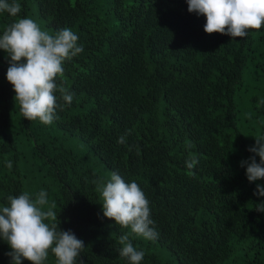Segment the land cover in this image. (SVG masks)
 Returning <instances> with one entry per match:
<instances>
[{"label": "trees", "instance_id": "obj_1", "mask_svg": "<svg viewBox=\"0 0 264 264\" xmlns=\"http://www.w3.org/2000/svg\"><path fill=\"white\" fill-rule=\"evenodd\" d=\"M15 2L17 17L0 12V36L31 18L50 35L71 29L84 50L63 62L56 81L74 98L50 125L22 116L0 50V209L45 191L44 210L54 202L55 222L84 241L83 264H129L124 234L141 264H264V213L254 208L264 197L253 194L264 180L249 183L241 167L264 138V25L243 38L208 35L186 0ZM112 173L144 192L155 240L103 217L93 181ZM9 251L0 240V264ZM43 264H57L51 250Z\"/></svg>", "mask_w": 264, "mask_h": 264}, {"label": "clouds", "instance_id": "obj_2", "mask_svg": "<svg viewBox=\"0 0 264 264\" xmlns=\"http://www.w3.org/2000/svg\"><path fill=\"white\" fill-rule=\"evenodd\" d=\"M186 3L189 13L206 18L204 32L208 35L218 33L243 38L249 29L259 30L264 25V0H186ZM0 12L17 17L21 5L15 0H0ZM78 39V35L67 27L50 35L31 18L15 20L0 36V50L6 54L9 63L6 79L12 85L14 101L19 102L24 119L50 125L58 108L63 110L71 105L74 93L62 83L58 84L56 78L64 73L63 62L71 61L83 52V46L77 44ZM57 92L59 97L55 95ZM254 139L255 146L248 149L253 155L241 162L249 183L264 180V138ZM117 143L125 144L126 137L121 136ZM256 157H259V163ZM5 164L8 169L13 167L11 161ZM197 164L195 156L186 161L190 170ZM93 183L98 184L104 218L123 229L130 228L131 234L146 240L158 237L149 201L134 180L127 183L119 174L112 173L106 184ZM253 194L264 197V185L257 183ZM46 197L47 193L41 190L34 201L27 193L7 198L9 205L0 209V240L10 248L5 255L10 258V264H23V261L43 264L51 250L57 264H83L78 257L85 248L84 241L71 230H62L60 222H55L58 216L52 210L56 207L54 202L44 210L48 204ZM254 208L264 213V202ZM119 244L122 245L120 257L126 258L129 264H141L144 252L133 246L129 234L122 235Z\"/></svg>", "mask_w": 264, "mask_h": 264}, {"label": "rangeland", "instance_id": "obj_3", "mask_svg": "<svg viewBox=\"0 0 264 264\" xmlns=\"http://www.w3.org/2000/svg\"><path fill=\"white\" fill-rule=\"evenodd\" d=\"M110 177H111V174H110Z\"/></svg>", "mask_w": 264, "mask_h": 264}]
</instances>
